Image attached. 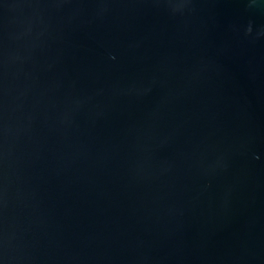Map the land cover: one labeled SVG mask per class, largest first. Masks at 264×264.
<instances>
[{
    "label": "water",
    "instance_id": "95a60500",
    "mask_svg": "<svg viewBox=\"0 0 264 264\" xmlns=\"http://www.w3.org/2000/svg\"><path fill=\"white\" fill-rule=\"evenodd\" d=\"M0 264H264V0H0Z\"/></svg>",
    "mask_w": 264,
    "mask_h": 264
}]
</instances>
